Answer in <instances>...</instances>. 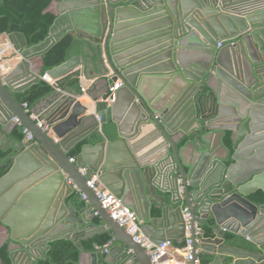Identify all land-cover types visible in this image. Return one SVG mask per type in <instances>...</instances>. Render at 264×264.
I'll use <instances>...</instances> for the list:
<instances>
[{
	"label": "water",
	"instance_id": "obj_1",
	"mask_svg": "<svg viewBox=\"0 0 264 264\" xmlns=\"http://www.w3.org/2000/svg\"><path fill=\"white\" fill-rule=\"evenodd\" d=\"M67 34L96 48L106 93L121 86L111 104L56 94L44 132L14 94L42 80L38 60ZM7 36L19 62L0 73V127L16 118L32 136L0 178L12 264H37L53 241L104 233V264H153L102 208L87 184L93 174L153 245L184 241L188 208L192 263L202 254L208 264H264V203L251 200L264 194V0H62L41 43ZM84 66L77 55L45 74L63 87ZM80 202L88 207L78 213ZM208 220L217 235L196 236Z\"/></svg>",
	"mask_w": 264,
	"mask_h": 264
},
{
	"label": "trees",
	"instance_id": "obj_2",
	"mask_svg": "<svg viewBox=\"0 0 264 264\" xmlns=\"http://www.w3.org/2000/svg\"><path fill=\"white\" fill-rule=\"evenodd\" d=\"M62 0H0V35H10L12 33H19L24 35L29 47L35 46L48 36L50 27L52 26L56 15L48 9L52 2H61ZM80 56L85 64L84 71L92 67L95 72L98 68L99 56L95 47L87 44L86 42L75 39L72 34L65 35L59 42L45 55L40 57L39 63L42 67V76L50 69L61 65L73 56ZM60 88V86H57ZM66 90H74L80 92L79 77H71L65 81ZM55 88L47 82L40 80L37 84L32 85L30 88L23 92L14 94L15 99L23 106L26 105L30 114L34 107L42 99L52 95ZM25 134L23 127L16 125L11 134L12 145L9 148L2 149L0 147V178L4 176L12 166V155L15 151V146L20 143ZM229 145V141L226 140ZM82 144L76 146L71 152L70 156L73 159L81 151ZM78 198L72 195L70 199ZM254 202L264 203V194L257 192L251 197ZM97 224L100 223L99 219L95 220ZM0 226H3L0 224ZM4 227V226H3ZM201 228V237L209 238L215 237L217 234L214 231V225L211 220ZM228 244L243 247L245 242L236 238L229 233H219ZM110 242L108 234H101L88 240H82L76 243L71 240H57L49 244L50 249L42 259L37 260V264H78L81 250L88 252L99 253L101 248ZM173 242V241H172ZM174 243V242H173ZM97 244V247L95 245ZM184 241L178 246H183ZM100 262L103 263L104 255L100 254ZM1 264H12L8 243H5L0 248ZM202 264H208L212 261L211 256H200Z\"/></svg>",
	"mask_w": 264,
	"mask_h": 264
},
{
	"label": "built area",
	"instance_id": "obj_3",
	"mask_svg": "<svg viewBox=\"0 0 264 264\" xmlns=\"http://www.w3.org/2000/svg\"><path fill=\"white\" fill-rule=\"evenodd\" d=\"M7 47H10V42L7 43ZM3 49L0 48V61ZM41 79L47 82L49 85L54 87L57 91L59 88L55 84V81L50 79L46 74L41 76ZM121 86V83L117 81L113 87L108 89L107 96L104 102L111 104L114 102L115 92ZM80 92L83 96L86 95V90L80 88ZM24 110L29 113L27 106H22ZM31 119L36 121L37 127L42 129L44 132H49L50 127L42 120V115L40 114H30ZM12 122L16 125H20L16 118L12 119ZM23 133L25 134L28 140L32 139L30 133L23 128ZM71 162L74 159L70 160ZM86 169L79 168V173L81 175L85 174ZM89 188L95 193L98 197L102 208L108 213V215L124 230L127 234L133 237V239L138 242L150 255L151 262L153 264H202L197 257L194 263H192V242L189 233V221L190 214L188 208L183 209L184 220L186 222V234L184 238V245L178 246L175 245L172 241L167 240L161 245L155 246L149 242L148 237L144 234L141 223L137 220V217L134 212L124 207L119 199H117L99 180L98 174H93L87 181ZM83 199L84 196L82 197ZM97 216V214H94ZM196 236L201 235V228L196 225L195 228ZM104 252L107 253V245L104 246Z\"/></svg>",
	"mask_w": 264,
	"mask_h": 264
},
{
	"label": "crops",
	"instance_id": "obj_4",
	"mask_svg": "<svg viewBox=\"0 0 264 264\" xmlns=\"http://www.w3.org/2000/svg\"><path fill=\"white\" fill-rule=\"evenodd\" d=\"M48 10L56 15L57 11H58V2H52ZM8 42H10V41H9L7 35H5V34L0 35V48L3 49V53L1 55V61H0V73L2 70H4V71L10 70L12 67H14L19 62V58L14 56V52L12 49L13 48L12 43L10 42V47H7ZM10 55L14 56V57L10 58ZM38 64H39V68L41 70V75H42L41 64L39 62H38ZM97 68L98 69L94 72L92 67H89V68H87L86 71H84L83 77H79L80 88L82 87L86 90L85 96H83L81 92H76L74 90H66L64 87L65 86V81H64L63 87H60V88L58 87L59 91H57L55 89V92L52 95H50V96L42 99L40 102H38V104L32 110V113L40 114L43 117V115L46 112L48 104H50L54 100V97L56 94L61 95V96H68V95L76 94L77 100L80 101L82 104H92L93 103L92 99L98 100V101L105 100V98L107 96L106 84L104 83L103 79L100 78L99 66ZM14 127H10V126H8L6 128L0 127V147H2V149L9 148L12 145L13 142L10 138V134H11ZM73 149H71L67 153L68 156H70V152ZM70 157H72V156H70ZM151 203H152V205H151V211H152L154 209L156 203L153 200H151ZM87 207L88 206L85 202H80L78 205L75 206V210L78 213H81ZM96 219H98V218L94 219V221H93L94 225L100 226L102 224L101 221L99 224H97L95 221ZM104 234H108V233H104ZM99 235H101V234H99ZM8 236H9V230L6 227L0 226V248L5 243H9ZM96 236H98V235H96ZM109 237H110V235H109ZM174 244L179 245L178 243H175V242H174ZM101 250L102 251H100L99 253L88 252V251L83 250V252H81L78 264H91L90 255L94 254V253L97 255V263L98 264H104V261H103V263L100 262L99 257H100V254H102V255H104V260H105V258L107 257V253L104 252V247L101 248ZM200 256H202V254H199L198 258H200ZM0 264H1V260H0Z\"/></svg>",
	"mask_w": 264,
	"mask_h": 264
}]
</instances>
